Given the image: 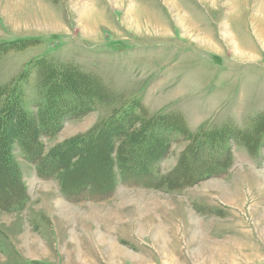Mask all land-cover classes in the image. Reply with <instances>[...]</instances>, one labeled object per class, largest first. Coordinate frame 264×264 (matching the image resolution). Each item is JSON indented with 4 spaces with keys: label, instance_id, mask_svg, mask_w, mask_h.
Segmentation results:
<instances>
[{
    "label": "rangeland",
    "instance_id": "obj_1",
    "mask_svg": "<svg viewBox=\"0 0 264 264\" xmlns=\"http://www.w3.org/2000/svg\"><path fill=\"white\" fill-rule=\"evenodd\" d=\"M23 39L32 42L0 58V84L19 80L30 112L38 57L76 65L111 93L87 116L63 118L42 138L47 150L136 101L151 116L183 115L194 133L264 113V0H0V42ZM186 146H172L164 175ZM12 153L29 200L0 208V264H264L263 148L233 143L227 174L180 192L134 178L94 200L37 174L19 144Z\"/></svg>",
    "mask_w": 264,
    "mask_h": 264
},
{
    "label": "trees",
    "instance_id": "obj_2",
    "mask_svg": "<svg viewBox=\"0 0 264 264\" xmlns=\"http://www.w3.org/2000/svg\"><path fill=\"white\" fill-rule=\"evenodd\" d=\"M30 42H0V58ZM29 69L36 73L39 87L33 104L36 113L23 104L19 80L0 84V208L5 211H20L29 200L12 153L15 144L37 174L57 179L67 196L86 200L110 197L119 183L128 185L134 178L139 187L180 192L204 179L227 174L234 163L233 143L254 155L264 149V113L244 127L224 124L194 133L183 115L151 116L136 101L116 110L111 118L99 120L86 133L47 150L42 138H54L63 118L87 116L109 100L111 93L102 82L68 62L43 56ZM12 129L17 131L15 135ZM184 141L187 146L177 167L164 175L161 163L175 143ZM13 264L49 263L26 260Z\"/></svg>",
    "mask_w": 264,
    "mask_h": 264
},
{
    "label": "crops",
    "instance_id": "obj_3",
    "mask_svg": "<svg viewBox=\"0 0 264 264\" xmlns=\"http://www.w3.org/2000/svg\"><path fill=\"white\" fill-rule=\"evenodd\" d=\"M34 14H35V13H34ZM36 15H37V18H40V16H41L40 13H37ZM38 16H39V17H38ZM35 19H36V18H35ZM38 20H39V19H38ZM38 20L36 19L35 22L38 21ZM4 22H5V21H4ZM5 25L7 26L6 23H5ZM5 25H4V23H1V26H2V27L4 26L3 28H6ZM7 27H8V26H7ZM3 34H4V33H3Z\"/></svg>",
    "mask_w": 264,
    "mask_h": 264
}]
</instances>
